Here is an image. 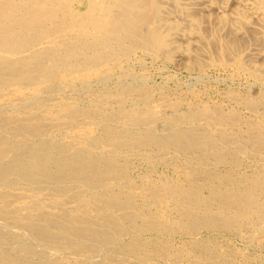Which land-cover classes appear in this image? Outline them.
<instances>
[{"label":"bare ground","instance_id":"1","mask_svg":"<svg viewBox=\"0 0 264 264\" xmlns=\"http://www.w3.org/2000/svg\"><path fill=\"white\" fill-rule=\"evenodd\" d=\"M166 1L0 0V264H106L111 251L139 264L189 253L196 264H234L228 255L239 250L195 239L176 249L168 237L203 227L264 232V169H233L245 153L264 156V121L247 116L243 129L241 111L153 105L149 88L124 80L91 89L87 106L65 94L110 79L132 49L170 55L176 38L264 77V0H169L182 21ZM213 12L215 25L203 29ZM255 93L243 102L263 117L264 94ZM143 149L150 162L171 150L182 157L183 179L134 181L129 157ZM225 163L232 168L216 169Z\"/></svg>","mask_w":264,"mask_h":264},{"label":"rangeland","instance_id":"2","mask_svg":"<svg viewBox=\"0 0 264 264\" xmlns=\"http://www.w3.org/2000/svg\"><path fill=\"white\" fill-rule=\"evenodd\" d=\"M78 1H86V0H73V4L77 5ZM170 4H168V3ZM164 9L166 11H171L173 13L172 18L182 21L185 15L183 11H178L176 9H172L173 5L169 0H167L164 4ZM170 7V8H169ZM175 10V11H173ZM190 10V9H188ZM192 11V10H190ZM195 12V11H193ZM181 15V16H180ZM175 16V17H174ZM204 16V15H203ZM206 16V15H205ZM204 16V17H205ZM203 20L206 19V17ZM213 17V18H212ZM217 17V13L213 12V14L210 17H207V20L202 21V26L204 25L205 30H210L211 25H215V19ZM209 18V19H208ZM172 19V20H174ZM213 23H211L212 21ZM207 22V23H206ZM186 23V24H185ZM189 22L186 20L184 24L187 25ZM217 23V22H216ZM209 27H207V26ZM184 28V27H183ZM209 28V29H208ZM186 28L182 30V28L179 30L180 34L185 33ZM176 32V31H175ZM226 32V31H225ZM196 32L194 31L192 35L195 38ZM226 34V33H225ZM177 36V34L175 33ZM183 40V41H182ZM213 40L216 42L217 38L215 36V39L213 37ZM178 48H175L176 51L172 52L170 55H166L163 52L156 53L152 50L146 49V48H135L132 49L130 54L127 58H124L123 62L120 63V65L114 67L112 76L110 79L106 81H100L95 78L92 79L90 87H84V86H78L76 89L69 90L68 88L65 91V94H67V97H70V99L79 100L80 104L83 106H87L90 104V96L89 92L91 89L97 90L99 86L100 88H113L116 86V84L119 81H128V82H134L139 83V86H143L146 88H149L150 90V97L149 100L153 105H161L163 103L169 104L172 102L179 101L180 108L182 111H184V107L186 108L185 111L191 110V109H198L202 106H210L213 108L221 109L225 112L235 111L240 112L241 117L243 120V123H241L242 128H246V122H247V116L248 119H256L264 121V116L255 115L252 114L247 108L246 104H244L243 101L247 99V95H253L255 92H259L261 94H264V77H261L258 79H255V77L248 71H243L238 69L234 66H229L227 64L220 63L216 57V55L206 54V52H199L198 48L200 44L197 43L195 40H188V43L186 40L182 38H176ZM196 43H195V42ZM182 42V43H179ZM191 42L192 46H191ZM218 42V40H217ZM186 46H185V45ZM193 44L195 46H193ZM217 44V43H215ZM182 45V46H181ZM197 45V46H196ZM194 47V48H191ZM196 47L197 50H196ZM185 48V50L183 49ZM187 48V49H186ZM193 49V51H192ZM196 51H195V50ZM183 50V51H182ZM140 51V52H139ZM191 51V52H188ZM144 52V53H143ZM180 53V54H179ZM187 53V54H186ZM136 54V55H135ZM143 54V55H142ZM150 54V56H149ZM153 54V55H152ZM184 54L182 57L181 55ZM189 54H193V56H189ZM205 54V55H203ZM134 55V56H133ZM196 55V56H195ZM201 59H198L199 56ZM203 55V58L201 57ZM144 56V57H143ZM187 56V57H186ZM195 56V58H194ZM198 56V57H197ZM186 57V58H185ZM175 58V59H173ZM177 58V59H176ZM180 58V59H179ZM183 58V59H182ZM211 58V59H210ZM129 59V60H128ZM134 61H132V60ZM195 59V60H194ZM207 59V60H206ZM214 59V60H212ZM128 60V61H127ZM142 60V62H141ZM172 60V61H171ZM175 60V61H174ZM182 60V61H181ZM189 60V61H188ZM191 60V61H190ZM194 60V61H193ZM197 60V61H196ZM198 60L200 64L198 63ZM139 61V62H138ZM185 61V62H184ZM196 61V62H195ZM210 61V62H209ZM131 62V63H130ZM187 62V63H186ZM202 62V63H201ZM128 63V64H127ZM144 63V64H143ZM190 63L189 65H186ZM204 63V64H203ZM207 65H206V64ZM127 64V65H126ZM143 64V65H142ZM194 67H193V65ZM196 64V65H195ZM223 64V65H222ZM129 65L132 67H129ZM135 65V66H134ZM139 67H138V66ZM142 65V66H141ZM201 65V66H200ZM127 66V67H126ZM185 66V67H184ZM219 66V67H218ZM147 67V69H146ZM222 67V68H221ZM123 68H130L128 73H124ZM234 68V69H232ZM122 69V70H121ZM119 70V71H118ZM149 70V71H148ZM224 70V71H223ZM230 71V72H229ZM241 72V73H240ZM116 73V74H115ZM143 73V74H142ZM237 73V74H236ZM244 75H243V74ZM250 74V76H249ZM118 75V76H117ZM125 75V76H123ZM132 75V76H131ZM199 75V76H198ZM135 76V77H134ZM152 76V77H151ZM240 76V77H239ZM252 76V77H251ZM139 77V78H137ZM237 77V78H236ZM122 78V79H121ZM127 80H126V79ZM132 78H134L132 80ZM144 78V79H143ZM241 78V79H240ZM236 79V80H235ZM95 81V82H94ZM94 84H93V83ZM97 82V83H96ZM114 82V83H113ZM145 82V83H144ZM246 82V83H245ZM248 82V83H247ZM107 83V84H106ZM113 83V84H112ZM151 83V84H150ZM242 83V84H241ZM254 83V86H253ZM244 84V85H243ZM250 84V85H249ZM257 84V85H256ZM92 85V86H91ZM110 85V86H109ZM243 86V87H242ZM261 86V87H259ZM84 87V88H83ZM155 87V88H154ZM99 88V89H100ZM163 88V89H162ZM253 88V89H252ZM263 88V89H262ZM90 89V90H89ZM159 91H157V90ZM167 89V90H166ZM155 90V91H154ZM163 90V91H161ZM196 90V91H194ZM238 93H234L237 92ZM256 90V91H255ZM231 91H234L233 94L230 95ZM80 92V93H79ZM153 92V93H152ZM158 92V93H157ZM252 92V93H251ZM73 93V94H72ZM86 93V94H85ZM244 93V95L242 94ZM246 93V94H245ZM249 93V94H248ZM75 94V95H74ZM80 94V95H79ZM184 94V95H183ZM241 94V95H240ZM256 94V93H255ZM72 95V96H71ZM78 95V97H77ZM85 95V96H84ZM170 95V96H169ZM182 95V96H181ZM238 95V99L235 98ZM244 97H243V96ZM89 96V97H88ZM161 96V97H160ZM193 96V97H192ZM232 96V97H231ZM76 97V99H75ZM84 97V98H83ZM155 97V98H153ZM178 97V98H177ZM234 97V99H233ZM241 97V98H240ZM158 98V100H157ZM160 98V99H159ZM164 98V99H163ZM167 98V99H166ZM170 98V99H169ZM175 98V99H174ZM84 99V100H83ZM134 97L128 98V106H130L134 102ZM152 99V100H151ZM237 99V100H236ZM190 100V101H188ZM195 100V101H194ZM130 101V102H129ZM172 101V102H171ZM197 101V102H196ZM203 101V102H201ZM132 102V103H131ZM139 102V101H138ZM238 102V103H236ZM84 103V104H82ZM87 103V105H86ZM140 104H137V106H140L142 102H139ZM236 103V104H235ZM186 104V105H184ZM199 104V105H197ZM210 104V105H209ZM212 104V105H211ZM184 106V107H182ZM198 106V107H197ZM201 106V107H200ZM189 107L191 109H189ZM196 107V108H194ZM222 107V108H221ZM237 107V108H236ZM242 107V108H241ZM241 108V109H240ZM167 109H170L169 107ZM230 109V110H229ZM237 109V110H236ZM245 109V110H244ZM239 110V111H238ZM263 118V119H262ZM245 122V123H244ZM264 123V122H263ZM144 151L143 149L142 153H136L129 157V161L131 163L130 168V176L132 179L138 183L142 182V179L145 178V175L147 179L150 180H160L162 178H168L171 177V179H183V171L179 167L178 163L181 162L182 157L175 156L173 151L171 150L169 154L165 156H159L157 155L153 162H150L144 157ZM139 156H138V155ZM246 155V156H245ZM137 156V157H136ZM159 156V157H158ZM263 156V155H261ZM255 156L253 154L247 155V153L243 154L241 156V160L243 162H240V166H234L233 168L237 172H243L246 174H254L255 172L259 171L260 169H264V156ZM136 157V158H135ZM164 157V158H162ZM260 157V158H259ZM161 158V159H160ZM131 159V160H130ZM144 159V160H143ZM160 159V161H159ZM170 159L172 161H170ZM176 159V160H175ZM253 159V160H252ZM180 160V161H179ZM257 160V161H256ZM263 160V161H262ZM138 161V162H137ZM147 161V163L145 162ZM174 161V162H173ZM249 163H248V162ZM168 162V163H167ZM158 163V164H156ZM161 163V165H160ZM261 163V164H260ZM134 164V165H133ZM137 164V166H136ZM172 164V165H171ZM248 164V165H247ZM251 164V165H250ZM260 164V165H259ZM140 165V166H139ZM157 165V166H156ZM225 165V166H224ZM139 166V167H138ZM146 166V167H145ZM150 166V167H149ZM229 166V167H228ZM211 167V166H210ZM249 167V168H247ZM134 170H133V169ZM137 168V169H136ZM172 168V169H171ZM220 168V169H218ZM226 168V170H225ZM232 166L230 163H225L222 165L217 166V170L219 171H227ZM257 168V169H255ZM151 169V170H150ZM175 169V170H174ZM179 169V170H178ZM255 169V170H253ZM259 169V170H258ZM138 170V171H137ZM141 170V171H140ZM174 170V171H173ZM246 172H245V171ZM177 171V172H176ZM253 171V173H252ZM140 172V173H139ZM165 173V176H163ZM167 172V173H166ZM182 172V173H181ZM146 173V174H145ZM157 173V174H156ZM160 175H159V174ZM173 173V174H172ZM178 177H177V175ZM132 174V175H131ZM162 174V175H161ZM168 176H167V175ZM155 177V179H154ZM152 178V179H151ZM180 178V179H179ZM207 193V192H205ZM156 210V209H155ZM172 215L175 217L177 216V212L172 213ZM210 229V230H209ZM214 229V230H213ZM221 229V230H220ZM249 230L254 233V231L250 228H245L241 230L240 233H237L232 230H225L222 228H200L197 232L194 233H186L185 231H182L179 229V231H175V233L168 237L170 241L172 242V246L174 248H178L182 245H185L186 242L192 241V240H211V242L217 246L218 250L223 252V254H226L228 250H239L237 253L231 255L229 259L232 260L234 264H264V232L262 231H256L253 235L254 238H251L250 235L252 234L249 232ZM183 234H182V232ZM200 231V232H199ZM223 231V232H222ZM228 231V232H227ZM231 231V232H229ZM220 232V233H219ZM177 233V234H176ZM207 233V234H206ZM211 233V234H210ZM215 233V234H212ZM229 233V235H228ZM231 233V234H230ZM236 233V234H235ZM182 234V235H181ZM199 234V235H198ZM217 234V235H216ZM145 235V236H144ZM143 238H151L153 237L154 233H144ZM148 235V236H147ZM150 235V236H149ZM177 235V236H176ZM191 235V236H190ZM198 235V236H197ZM204 235V236H203ZM208 235V236H207ZM249 235V236H248ZM262 237H261V236ZM156 238L157 235H154ZM184 236V237H183ZM202 236V237H201ZM246 236V237H245ZM193 237V238H192ZM205 237V238H204ZM240 237V238H239ZM172 238V239H171ZM198 238V239H197ZM211 238V239H210ZM128 240V237H125V241ZM214 239V241H212ZM218 239V240H217ZM244 239V240H243ZM173 240V241H172ZM176 240V241H175ZM186 240V241H185ZM188 240V241H187ZM226 240V241H225ZM229 240V241H228ZM252 240V241H251ZM185 241V243H183ZM217 241V242H216ZM260 241V242H259ZM262 241V242H261ZM223 242V243H221ZM228 242V243H227ZM259 242V243H257ZM178 243V244H177ZM227 243V244H226ZM230 243V244H229ZM181 244V245H179ZM178 245V247H177ZM225 245V246H224ZM234 245V246H233ZM236 245V246H235ZM250 245V247H249ZM263 245V246H262ZM229 246V247H228ZM231 247V248H230ZM226 248V249H225ZM229 248V249H227ZM253 250V251H252ZM242 251V252H241ZM243 255H241L240 254ZM247 252V253H246ZM253 252V253H252ZM229 253V252H228ZM227 253V254H228ZM226 254V255H227ZM248 254V255H247ZM254 254V255H253ZM111 262H106V264H139L137 260L134 257H121L117 252L111 251ZM113 255V256H112ZM196 254L189 253V255H184L180 258H174V259H168L166 257H156L152 261V264H196L199 260V257L197 258ZM239 255V256H238ZM192 256V257H191ZM234 256V257H233ZM241 256V257H240ZM249 256V257H248ZM74 257V256H71ZM194 257V258H193ZM237 257V258H236ZM240 257V258H239ZM248 257V258H247ZM260 257V258H259ZM76 258V257H74ZM102 258L101 256L97 257ZM115 260H114V259ZM184 258V259H183ZM131 259V261H130ZM167 259V260H166ZM244 259V260H243ZM100 260V259H98ZM125 260V261H124ZM176 260V261H175ZM186 260V261H185ZM190 260V261H189ZM237 260V261H236ZM250 260V261H249ZM115 261V262H114ZM117 261V262H116ZM123 261V262H122ZM135 261V262H134ZM155 261V262H154ZM166 263H165V262ZM183 261V262H182ZM189 261V262H188ZM194 263H193V262ZM239 261V262H238ZM242 261V262H241ZM253 261V262H252ZM255 261V262H254ZM119 262V263H118ZM128 262V263H127ZM177 262V263H176ZM248 262V263H247ZM261 262V263H260Z\"/></svg>","mask_w":264,"mask_h":264}]
</instances>
